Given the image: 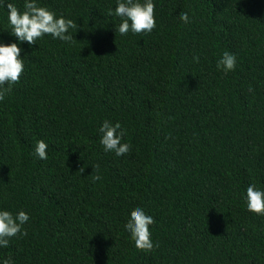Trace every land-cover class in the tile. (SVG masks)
I'll list each match as a JSON object with an SVG mask.
<instances>
[{
	"label": "trees",
	"instance_id": "1",
	"mask_svg": "<svg viewBox=\"0 0 264 264\" xmlns=\"http://www.w3.org/2000/svg\"><path fill=\"white\" fill-rule=\"evenodd\" d=\"M43 2L76 22L75 39L24 42L26 71L0 100V207L30 214L27 235L0 256L264 264V215L241 195L264 188V0H155L156 29L124 36L108 15L115 0ZM9 31L0 7V40L16 41ZM225 50L237 56L228 72L216 67ZM104 119L126 130L127 156L102 150ZM37 139L46 160L32 152ZM136 207L155 219L151 251L124 231Z\"/></svg>",
	"mask_w": 264,
	"mask_h": 264
},
{
	"label": "clouds",
	"instance_id": "2",
	"mask_svg": "<svg viewBox=\"0 0 264 264\" xmlns=\"http://www.w3.org/2000/svg\"><path fill=\"white\" fill-rule=\"evenodd\" d=\"M0 7L5 9L10 34L16 41L5 43L0 40V100L11 92L12 86L18 83L26 71L25 58L22 57L21 45L27 42L36 44L38 39L49 35L54 40L65 43L74 41L70 29L76 28V22L63 14H57L50 9L43 0H23L22 7H18L12 0H0ZM108 15L119 19L115 23V31L121 36L129 32L133 34H151L157 27L155 0H115V6L108 8ZM179 19L184 23L190 21L188 12L181 11ZM192 59L199 62L200 56L193 55ZM237 65L236 53L225 50L216 61V67L224 72L232 71ZM99 144L104 152L113 153L117 157H125L131 151V145L123 142L126 130L120 121L104 119L98 128ZM49 145L44 139H37L32 148L33 154L42 160L48 158ZM93 179L100 180L94 165ZM247 211L264 215V188L255 183H249L241 193ZM30 220V214L23 208L13 212L0 207V247H7L10 239L16 236L27 235L24 227ZM154 217L147 213L143 207H136L128 214L123 228L128 239L135 248L151 251L157 246L152 238L151 227ZM0 264H15L10 256H0Z\"/></svg>",
	"mask_w": 264,
	"mask_h": 264
}]
</instances>
